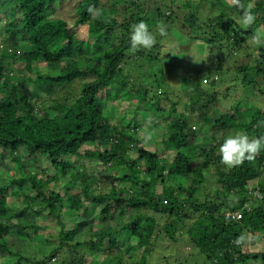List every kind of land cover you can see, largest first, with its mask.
<instances>
[{"label":"trees","instance_id":"1","mask_svg":"<svg viewBox=\"0 0 264 264\" xmlns=\"http://www.w3.org/2000/svg\"><path fill=\"white\" fill-rule=\"evenodd\" d=\"M5 1L0 0V12L13 31L0 49V163L8 156L21 167L0 183V264H156L154 253L166 240L174 244L178 264H189L193 257L181 255L179 235L199 250L205 264H264V250H248L257 238L264 239V149L253 162L232 168L219 155L228 130L264 136V109L237 98L233 112L222 113L212 124L210 112L221 111L216 106L222 103L218 87L225 83L219 75L222 58L219 66L209 62L203 70L186 73V102L179 110V102L166 92L165 66H179L186 57L179 53L173 59L157 27L164 25L169 33L176 26L190 42L201 36L208 55L241 47L250 54L252 35L264 23V0H238L235 5L207 0L206 6L204 0H109L108 5L79 0L68 18L58 12L65 0H12L7 10ZM202 4L205 19L199 15ZM245 11L256 19L242 27ZM140 21L156 37L150 49L131 47V26ZM260 55L250 64H230L241 77L231 80L264 96V87H258L259 77L264 78ZM10 58L24 67L9 68ZM41 62L44 66L37 67ZM99 93L112 109L115 102L144 100L143 113L153 110V123L164 124L163 138L154 139L156 147L146 148L139 135L145 127L138 120V106L127 122L121 119L129 108L113 121L104 113ZM195 115L210 124L205 126L209 134L192 127ZM23 149L42 163L40 169L24 170ZM168 152L174 155L171 161ZM89 157L99 160L100 170L91 174L86 169ZM210 168L218 185L207 195L203 185ZM66 171L77 183L73 190L58 184ZM92 178L104 186L95 189ZM187 179L193 183L186 186ZM16 198L19 204L13 207ZM257 200L261 205L254 207ZM237 211L241 219L226 216ZM14 232L19 239L11 247ZM35 236L56 245L51 255L38 245L35 256L20 250L26 241L31 246ZM192 264L201 262L196 258Z\"/></svg>","mask_w":264,"mask_h":264},{"label":"rangeland","instance_id":"2","mask_svg":"<svg viewBox=\"0 0 264 264\" xmlns=\"http://www.w3.org/2000/svg\"><path fill=\"white\" fill-rule=\"evenodd\" d=\"M11 1L12 0H6L5 1L4 5H3V8L5 10H7L8 7H12ZM78 1L79 0H65L62 8L59 9L58 12L62 13L67 18L69 16L72 17L75 13L74 11H75V7H76ZM179 1H181V0H179ZM228 2L235 5L238 2V0H228ZM102 3L105 5H108L109 0H102ZM203 4L205 6L208 5V1L204 0ZM203 4L201 5V9L203 11L199 15H201L202 19H205L206 17L203 14L207 13L206 11H204V9H207V8ZM251 5H253V2ZM146 7H147V9H149L148 6H146ZM50 12L51 11L48 10L47 14L52 13V12L51 13ZM12 14L15 15V12H13ZM153 14H155V11H153ZM180 14H182L184 16V13H180ZM18 15L19 14H17V16ZM121 15H122V13H121ZM5 17L6 16H3L2 12H0V32L3 34L2 35L0 33V49H1L2 45L5 46V43H6V42L5 43L3 42V38L5 36L8 37L9 33L13 31V28L7 24V20ZM180 19H182V16L180 17ZM174 28H176V29L170 30L169 33H166L165 43L169 44L168 50H170V52L173 53L174 56H176L177 53L178 54L180 53L183 55L182 56L179 54L178 57L173 56V59L179 58L180 56H182V58L186 57V59H183L184 61L182 60V63L179 66L166 64L165 71L167 74L166 79H167V83H168V86L166 87V92H168L170 100L172 99L173 101L179 102V106H178L179 110H183L184 102H186L184 97H183V95L186 96V94H187V91L185 90L187 88V83L185 84L186 86H183V83H185L184 77H185L186 73L191 72L192 68H196V67H201V70H203L205 68V64H207L209 62H210V65L214 64V62H217L216 66H219V64L222 63V58H223V63L225 65H224V68L220 71L221 73H219V75H221V77H223L225 79V83L222 84L220 87H218L219 97L222 99V103H220L216 106L221 111L219 113H217L215 111L210 112L212 124H213V121H215L222 113L227 112V111L233 112L232 106H233V104L237 98H242L245 103L249 102V103L257 104L259 107L264 109V96L260 95L259 94L260 92L258 90L252 88L251 85H247V87L244 88L243 86L233 84V80H231L233 77H235L234 82H238L241 79V77H239V74L237 77V73H235V68L230 67V64L243 65V63H246V64L252 63L253 59L258 60V58H259L258 55H260L258 49L261 46L264 47V45L258 46L256 44L252 43L251 47L249 49L250 54L246 53V48L241 47L240 49L235 50L233 53L229 52L227 48H224V49L219 50V51L216 50L215 51L216 55L215 54L214 55L213 54L208 55L209 53L206 52V51H208V46H206L205 49L202 48V46L205 44H204L201 36H198V35L195 36V37H198L199 39H196L195 42H190V37L187 38L186 36L179 34V33H181L180 30L176 26ZM80 31L82 33H84L85 27L80 28ZM257 31L264 32V23H262L259 26V28L256 29V32ZM190 36H191V38L193 37V35H190ZM15 39L18 41H21V36H16ZM7 42H9V41H7ZM178 43L180 45H178ZM183 49H185V51ZM130 55H132V54H130ZM260 57L264 58V50H262ZM133 60H135V59H132L131 63L133 62ZM21 61L24 62L25 60L22 59ZM7 63L9 65V68H17L19 66L24 67V64L21 62L13 63V59H11V58L7 60ZM39 66H44V65L41 62L37 65V67H39ZM259 79H260V82L258 83L259 84L258 87H264V78L262 76H260ZM231 85H236V86H231ZM204 86L208 87L206 85H204ZM110 90L112 92H114L115 91L114 86H111ZM222 92L225 93V95H223ZM222 95L224 96V98H222ZM98 97H99L100 101L102 100L103 108L105 107L104 113L109 118H111L113 121H117L123 115L124 111L129 108L126 111L125 117L121 119V121L127 122L129 119H131L135 107L138 106L137 109H139L138 111H140V112H138V117H139V120L141 121L140 124H142L145 127V130L140 131L139 135L144 138L143 144L146 148L154 149L156 147L154 139H158V141L160 142L159 138L160 137H161V139L163 138V135L165 134V130L163 128L164 124L162 121H158L157 123H153V120L157 119V117H156L157 115L155 112H153V110H147V113L145 112V114H146V117L149 114L148 117L141 120V118H140L141 112L144 111L145 106H146V102H144V100H142V101L140 100L139 103L135 99L130 100V101H128L126 99L125 101H123L122 104H117V102H115L113 104V106H115V108L112 109L111 107L107 106L106 100L104 98L102 99V96L100 93H99ZM110 102H112V100H110L109 103ZM166 102H167L166 100H163L162 104L165 105ZM249 103H247V104H249ZM194 118H196V119H195V122L192 121V127L193 128L196 127V129L199 130L200 131L199 133L202 135L209 134L210 131L208 128H209L210 124L206 123L203 120L202 115H195ZM166 121L167 120H165V122ZM205 126L208 128H206ZM215 131H217V130H215ZM215 133H216V135H219V134L221 135L220 132L219 133L215 132ZM233 133L236 134V133H240V132H237V131L234 132L232 130H228L226 132V136L228 137L230 135H235ZM93 145H94V143H93ZM159 145H161V144H159ZM91 147L95 148V146H91ZM88 149H90V148H88ZM23 150H24L23 151L24 154H23L22 158L25 159V169L24 170L33 171L34 169L35 170L40 169L42 163L40 161L36 160L37 159L36 157L34 158L33 156L28 155L27 152L25 151V149H23ZM131 153H133V156L137 155L136 152L131 151ZM165 156L171 161L173 159L174 155L172 154V152H168L167 154H165ZM29 159H32V161ZM73 159H77V158H73ZM72 161L75 162L74 160H72ZM77 161H79V159H77ZM80 161H82V159H80ZM98 163H99V160L97 157H89V159L86 162V169L88 171V174H91L93 172L95 173V171L100 170L98 168V166H99ZM20 167H21L20 163L16 164L11 160V157L4 156L2 158L1 163H0V183H4L6 179H9L11 177V175L14 173V171H16V173H17L18 169H20ZM12 171H13V173H12ZM49 174L53 175L54 172H51ZM102 175H103V173L97 174V176L100 178ZM206 175H207V177H206V181H205L203 187L205 188L207 195H211L212 189H214L218 185V183H216L217 177L214 176L215 174H214L213 168H210L208 170V174H206ZM45 177H47V176H45ZM98 181L99 180L93 181V178H92L90 182L92 184H95ZM59 182H60V185L62 183V187L64 186L65 190H67V189L73 190L74 189L73 186L75 184H77V183L74 184L72 182V176H71V173L69 171L62 172L60 174L58 184H59ZM192 183H193L192 180L189 181V179H187L185 185L187 186V185H190ZM103 186H104V184H100L99 186L97 184H95V189L97 188L99 190ZM56 187L57 186L53 185L51 187V190H54V189L56 190L57 189ZM196 187H197V185H196ZM260 198H262V196H260ZM260 198H258V199H260ZM12 201H13L12 205H13V207H15L16 205L19 204L18 201L21 202V198L19 197L18 201H17V198L15 200H12ZM21 203H23V202H21ZM253 205H254V207L259 206V205H261V201L257 200V202ZM16 214H17V212L13 213V219L16 218V216H17ZM20 220L17 219L18 222H20ZM76 220H77V222H79V220H81V219H80V217H77ZM25 222L22 221V223H25ZM16 231H17V229H16ZM42 238H43L42 236H35L31 240L32 241L31 246L26 247V245H27V241H26L25 243L22 244L20 250L22 249L23 252L30 253V252H33L34 248H36L38 245V246H40L41 249L46 250L47 254L51 253V251L56 247V245L55 244L53 246L48 245L45 243L47 241L44 242V240ZM18 239H17V232L16 233L14 232L12 234L11 238H9V240H8L9 245L11 247L14 246L16 244V242L18 241ZM24 239H28L27 236H25ZM178 241H181V243L179 244L180 249H181V251H180L181 255L182 254L187 255L190 253V255H192V257H193L192 260H190L189 264H192L196 258H198V260L201 262V264L208 263V261L200 255L199 250L197 248H194L191 246V244H190V242L186 236L179 235ZM173 246H174V244L172 242H170L169 240H166V245H164L163 247H161V245L159 243L157 246L158 251L154 253L152 261L155 262L156 264H169V262H171L173 264H178L179 262L176 259V257H177L176 251L174 250ZM164 247H167V249L164 251L161 250ZM248 250L250 252L251 251L252 252L263 251L264 250V239L263 238H257L256 242ZM141 251H143V248H140V252ZM122 252L124 253V250ZM32 254H33V256H35V252H33ZM49 255H51V254H49ZM101 259L103 260V259H107V258L102 256ZM54 263L55 262H51L50 260L47 262V264H54ZM124 264H126V263H124Z\"/></svg>","mask_w":264,"mask_h":264},{"label":"clouds","instance_id":"3","mask_svg":"<svg viewBox=\"0 0 264 264\" xmlns=\"http://www.w3.org/2000/svg\"><path fill=\"white\" fill-rule=\"evenodd\" d=\"M90 12L93 9H89ZM256 17L251 11H245L241 21L242 27L250 26ZM159 34L166 35L164 25H158ZM252 42L258 46L264 45V32L257 31L252 35ZM156 43L155 35L150 31L149 25L140 21L131 26V47L133 49H150ZM264 149V136L250 137L245 133H236L228 136L219 148L221 163L229 168L242 165L245 161L253 162ZM243 237L238 238L237 243H241Z\"/></svg>","mask_w":264,"mask_h":264},{"label":"built area","instance_id":"4","mask_svg":"<svg viewBox=\"0 0 264 264\" xmlns=\"http://www.w3.org/2000/svg\"><path fill=\"white\" fill-rule=\"evenodd\" d=\"M213 78L214 79H217L218 78V74L213 75ZM207 80H209V79H207ZM207 80H205V81H207ZM247 205L249 206V204H247ZM226 216L229 217V218L241 219L242 218V213H241V211H237V212H227L226 213Z\"/></svg>","mask_w":264,"mask_h":264},{"label":"crops","instance_id":"5","mask_svg":"<svg viewBox=\"0 0 264 264\" xmlns=\"http://www.w3.org/2000/svg\"><path fill=\"white\" fill-rule=\"evenodd\" d=\"M145 108H146V106H145ZM139 110V109H138ZM145 110V109H144ZM140 112V111H139ZM141 120H143V119H145V114L143 113V111L141 112ZM139 120V119H138ZM140 121V120H139ZM141 122V121H140Z\"/></svg>","mask_w":264,"mask_h":264}]
</instances>
